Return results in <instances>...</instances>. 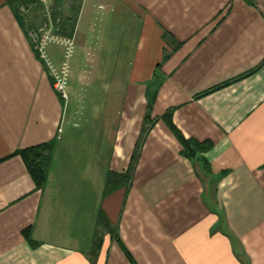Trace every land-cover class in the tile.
<instances>
[{
  "label": "crops",
  "instance_id": "crops-1",
  "mask_svg": "<svg viewBox=\"0 0 264 264\" xmlns=\"http://www.w3.org/2000/svg\"><path fill=\"white\" fill-rule=\"evenodd\" d=\"M43 20L0 0V264H264V0H81L65 101L27 34ZM167 113L207 149L182 157ZM50 142L37 190L13 154Z\"/></svg>",
  "mask_w": 264,
  "mask_h": 264
},
{
  "label": "trees",
  "instance_id": "trees-1",
  "mask_svg": "<svg viewBox=\"0 0 264 264\" xmlns=\"http://www.w3.org/2000/svg\"><path fill=\"white\" fill-rule=\"evenodd\" d=\"M62 1V0H61ZM70 5L68 8V15L59 23V32L57 34L70 38L73 32V28L75 25V21L78 15L79 7L81 0H70ZM57 6H60V3H57ZM44 65V63L42 62ZM46 70V67L44 65ZM50 83L52 84V80L50 79ZM163 119L166 120L168 126L174 132L173 134L176 136L178 142L181 145L182 151L181 156L187 159H192L200 152H203L207 149L208 143H197L192 140H185L182 136L174 129L172 125H170V115L167 113L163 116ZM148 130V126L144 128L142 134H145ZM52 150V143H46L42 145H38L35 147H30L27 149H23L15 152L13 155H18L23 161L27 173L30 176L34 186L37 190H41L44 187L46 182V170L49 164L50 154ZM137 156V146L136 150L130 159V163L126 169V171L122 175H117L114 173H109L106 177L105 181V190L104 195L115 190L117 185H124L130 179V173L134 167L135 160ZM96 227L98 230H103L106 232L112 239H116L114 226L110 225L107 220L100 213L97 219ZM24 238L30 243L33 244L29 239V230L23 231ZM100 238H97L95 246L99 243Z\"/></svg>",
  "mask_w": 264,
  "mask_h": 264
},
{
  "label": "built area",
  "instance_id": "built-area-1",
  "mask_svg": "<svg viewBox=\"0 0 264 264\" xmlns=\"http://www.w3.org/2000/svg\"><path fill=\"white\" fill-rule=\"evenodd\" d=\"M36 3L43 8V22L37 31H28V37L33 44V47L46 67L48 76L52 80L51 87L58 97L65 101L67 99L66 88L68 80V67L62 63L58 69L51 67L45 56V48L48 45H55L63 48L64 58L68 59L71 55L72 42L69 38L57 34L59 32V20L52 22L51 12L52 0H35ZM27 9L19 8V13L24 16Z\"/></svg>",
  "mask_w": 264,
  "mask_h": 264
},
{
  "label": "rangeland",
  "instance_id": "rangeland-1",
  "mask_svg": "<svg viewBox=\"0 0 264 264\" xmlns=\"http://www.w3.org/2000/svg\"><path fill=\"white\" fill-rule=\"evenodd\" d=\"M63 49V48H62ZM72 52H73V54H74V49L72 50ZM64 56V51L62 52V54H61V57H62V60H61V62L62 63H65L67 66H68V80H67V89H66V93H68V86H69V84H70V79H71V70H70V64H71V62H72V58L70 59H65L63 56ZM72 57H73V55H72ZM66 107H67V105H66ZM68 128H69V126H68Z\"/></svg>",
  "mask_w": 264,
  "mask_h": 264
}]
</instances>
